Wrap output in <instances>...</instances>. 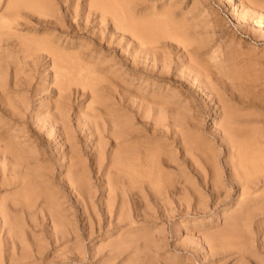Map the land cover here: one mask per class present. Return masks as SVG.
<instances>
[{
	"label": "bare ground",
	"instance_id": "bare-ground-1",
	"mask_svg": "<svg viewBox=\"0 0 264 264\" xmlns=\"http://www.w3.org/2000/svg\"><path fill=\"white\" fill-rule=\"evenodd\" d=\"M59 2L62 4H66V0H60ZM86 3L87 13H85L84 16L87 18L89 16V13L96 14V16L93 17L97 18L96 20H98L100 27L104 26V24H106L107 22L111 26L110 34H117L115 38H119L118 40H111V37L113 35H110V38H108L110 39L109 41L107 40V38H105L108 44L111 42L119 44L120 49L124 50V52L129 55L133 63H141V66H143V68L144 66H147L145 67V69H147L150 65L151 70L147 71L155 70V73L152 74V72L151 74L157 79L164 78L166 76L168 77V75L165 76V74L172 70H169L170 66L168 60L170 59L168 58V60H166L165 58L161 57L162 52H158L160 51L159 47L155 46L157 45V42H159L161 39L171 38L172 40L174 39L177 42L179 41L180 43H182L184 50L186 51H183V54L185 53L187 56V62H184L189 63L188 66L187 64L185 65L183 63L186 68L185 70L189 71H187V74H185L186 72L184 71L185 75H183V78L191 84H193V81H195L194 79H196L198 80V83L201 84V87L205 86L204 89H207V91L204 92L207 93L205 95V98H207L208 94H210L213 97L210 99H213L215 103L211 104V108L208 112L207 118H212L213 114L217 117L212 122L210 121V129L206 131V133H204V131L197 125L195 129L197 130L196 132L198 135L194 136V138L189 136L187 137L182 134L181 139H178L177 142L173 141L174 143H178L179 146H177L176 150L172 152L171 148H167L163 146V143L158 142L159 135H161L163 139V137H166V134H159L157 132L159 130H163L161 128L166 125V127H168L170 131L173 132V135L177 136L178 134H180V131L177 135L175 134V132L180 129V123L182 122L183 118L173 116L172 120L170 122H167L166 124H162V119L160 120V118H158L157 116L156 118L151 117L150 121L146 119V121L144 119L147 118V114L149 111L145 108L148 107H145L144 109L142 108L143 110H141L140 114L137 112L139 116H137V113L135 112H133V115H131V113L127 115V113H129L128 108H126L127 112L125 113L119 112V109L122 110L123 105L121 106L120 104H117L119 106V109H116L113 108L116 104H106V100H103L102 102V98H105V96L108 97L110 92L109 86L107 85L108 83H106L105 79L103 77H100L99 75L102 69H99L100 71L97 70L95 64L93 65L88 59L85 60L82 54L71 50L68 51L69 49L67 48V46H61L59 43H55L57 38H59L58 36L60 35H58L57 37H52L48 33H43L42 35L31 33V35L29 36H25V34L24 37L19 38V40L21 39V41H19L18 45H23V47L27 49L26 51H28V47L34 48L33 50L41 49L42 51H45L49 56L48 58H50L49 60L51 63V67L53 68V73L51 72V83L56 87L55 97H52L53 100L51 101V106H45L40 109L34 110L32 108H29L30 101H28L27 98H18L15 96L14 100L13 98H9V95L12 92L9 86H13L18 83L20 71L16 65L13 67V69H11V82L7 86V84H5L6 75L4 74L2 67L4 66L3 64H7V59H9L10 61V58H13V56L10 57L11 53L13 52L11 51V53H9L10 50L4 47L2 34H6L7 36V32L12 31L15 33V30H17L18 26H20L21 28H28L30 26V23H28V20L25 21V17H27L28 19V17L30 16V12L41 13L44 15L47 14L48 16L52 15L51 18L53 19L50 20V22L59 24L60 27H70L71 25L75 26V24L71 21L72 18L77 15V13L75 12V9L74 11L73 9H70V4L67 3V5L64 6L66 7V13L59 16V14H56V12H58L56 11L58 7L57 3H55L54 0H3V11L0 12V190L3 188L2 192L4 195H0V262L4 260L5 264L6 261L7 264H18L19 262H21L18 259L22 260L23 258L27 257V253L22 251L24 248H29L36 243H42L43 241L35 237L36 234L34 233V230L37 226H41V228L43 229L44 235H42V238L44 241L46 239L47 242L49 241V243L59 242V246L60 244L61 246H63L62 244L63 241L66 240L65 238L71 236V240H73L75 243H79V248L83 245L84 238L88 239V237H90V239H93V237H95L94 233L99 235L103 234L104 236L113 229L118 231L121 228L119 224L124 221L125 225L129 226L128 229L126 228L127 231L125 230L127 236H125L124 239L121 238V240L119 239L116 241H111L110 239L109 242L108 239L105 238L107 240L105 241V247L110 246V248H108L114 250L113 252H115V258L119 255L120 252L124 251V249H127L128 247H130L132 252L134 253L136 250L143 249L146 244H149L148 232L150 234V231L147 232L148 229L146 230L144 228L145 225L143 223L145 222V218L148 216V209H150L149 202L152 201V199L155 200V202H157L158 204H163V206H165L164 208H166V204L167 206L168 204H172L171 202H173L175 199L179 201L185 199L187 200V206H189L188 201L193 199L196 203H194V206L198 209L195 215L199 216L196 220L193 221V225L196 226V224H206L208 222H211L212 220L214 221L217 218H230H228L229 222H223L225 224L222 223L223 225L219 227L220 229L217 230V234L215 232L214 235L208 234V236H203V239L205 241L206 237L210 240V242L208 240L207 244L211 249L210 251H228L231 249L236 250L235 253L237 252L239 254V264H248L250 259L249 257L248 260L246 259L247 256H245V253L249 254L248 251L250 249H248V247L253 246V237H250V234L248 233L249 224L252 216L264 212V190L262 187H260V185L264 186V137L261 135L264 133L261 132L262 130L258 131L259 128L256 130L253 127L251 129H247V127L246 129L239 127V123L236 119L237 115L234 111L235 108L233 109V107H231L228 103H224L226 100H229L228 97V99L225 97L226 95L224 93V87L222 88V86H216L214 82H209V76L211 77L215 73H211V70H209L210 68L208 67V69L206 67L207 65L204 66L201 64V62L199 63L200 59L198 58L197 54L199 45H195L193 38L188 32V27L190 25L187 23V21H184L183 19L177 20L172 18L170 15H168V8L165 9L166 7H163L156 12H153L152 10L148 12L150 8L146 9L145 11H139L136 9V5H134L136 3L133 4L132 0H86ZM249 3H251V0H233L231 3L232 16L234 17V20H238L240 18L244 21L247 20L248 22L249 20H251V23L253 22L257 27H259L261 35L264 36V13L260 14L256 11L259 14H257L256 12H254L256 14H252L251 10L249 11L251 13H249L247 10V5ZM249 5H252V3ZM24 8L26 9V13L24 12L25 19H23V16L21 15L23 13H21V11L24 10ZM66 16L70 17V23L66 21V19H68L66 18ZM21 19L23 21H21ZM77 22H75L76 26H78ZM60 34H67V30L65 29L64 31L61 29ZM99 39H102V37H99ZM121 40L123 41L122 43H120ZM161 42L163 41H160V43ZM170 45H172V43ZM188 45H191L190 49H188ZM178 47H176V49ZM167 48L170 49L169 46ZM160 49L162 51L164 48L162 49V47H160ZM21 52H24L23 49ZM17 53L18 55H20L19 51ZM149 60H151L150 64L148 63ZM1 63H3L2 66ZM171 63L172 62L170 60V64ZM182 68L184 67H181V69ZM129 69H131V66L129 67ZM143 71L144 69L139 68L140 73H145ZM179 71L183 72V69H179ZM69 73L70 75L75 73L76 79L77 75L81 77L80 83H78L81 86V94H86L90 98L89 101H87L97 105H95L94 107L90 104L89 111L78 109V111L76 112L77 122L75 124V127H78L79 130L82 131H84V129L90 130L89 133L84 134L83 137L85 138V142L87 141L86 146H89V151L87 150L86 153H84L83 148L81 147V145H79L76 138L75 141H73L75 137L73 136V134H75V127H72L68 122L69 102L67 100V93L69 91L66 89L67 85H65L64 78L67 77ZM179 75H181V72ZM69 77L73 78V76ZM140 77L138 78L140 79ZM217 78H215V81H218ZM66 84L69 83L66 82ZM117 85L119 86V83ZM38 92L39 91L37 90L36 93ZM125 92L126 90H124L123 93L128 100L130 98L129 96H131L132 94L131 92L129 93L128 90L127 92L129 94ZM186 92L190 93V89L186 88ZM139 100H141V102L139 103L140 107L141 105H145L142 104V101H144L142 98ZM150 100H154L155 102L159 101L149 98V101ZM160 101L162 102V99H160ZM165 101L169 102L170 106H173L171 103L172 100L169 101L167 98L165 99ZM243 101L245 100L243 99ZM216 103H220V105H217ZM45 105L48 104H46L45 102ZM134 114L136 116H134ZM3 115H5V117H8L9 120H12V126H14L13 124L16 123L21 127L25 123L22 124V121H20V119L25 116L27 117V115H30L29 117L37 119L38 122L41 121L38 123L34 120L33 122L36 123V127L38 128V131H40V134L49 136L55 133L58 137L61 136L62 141L59 140L58 143L53 142L54 144L50 143L52 140L46 139L48 141V145L51 148L50 152H53L54 154L53 157L57 169L61 170V168H64L63 173L58 170L59 173L57 179L53 178L52 176V165L47 164L46 162L50 160V152H48L47 148L42 145L43 142L41 141V138H34L33 143H35L37 148L26 149L21 147V145L24 146L23 143L26 140L33 138L30 137V135L26 136L24 134H28L30 131L34 130H29V124H26L24 126L25 129L24 127L22 129L24 131H22L20 128L18 129L19 126L17 127V130L15 129V131L11 125V127L8 125L9 123H7L8 126L5 123H1ZM81 115L83 117H80ZM194 116L195 114L192 115V118ZM100 118H102L104 121L100 120ZM141 118H143V120H141ZM24 119L25 118H23V120ZM136 119L137 121L135 122L134 120ZM99 123L101 124L102 128L99 126ZM193 124H196V122ZM84 125L86 127H84ZM104 131L106 134L103 133ZM203 133L212 134V137L215 139V141H217L219 147L222 146V144L225 145V148L227 149V156L223 164L224 166L226 165V171L222 170V166L220 164H218L220 166H217L215 164V156L213 154L207 157L208 150L211 151L212 148L204 140L206 137L204 136V138L203 136H201V134ZM233 134L247 135L234 136ZM19 136L23 139L20 140ZM104 137L107 139H104ZM243 137L245 138L243 139ZM85 142L83 141L84 144ZM107 142H109V144H106ZM198 143H200L199 145H201V147L198 146ZM198 148H201L199 149L201 150V152L205 151V155L202 160L199 157H195L193 155L194 153L192 151ZM177 151H180L182 153L181 155L184 157L183 159H185V157L187 158V155L191 158L192 156L195 157L194 160L191 161L190 166L188 167L187 165V170L179 167V163H176L174 166L170 164V162H175V159H177V156L172 155ZM201 152L199 153V155L201 154ZM83 154L86 155L83 156ZM206 160H208V163L210 162L211 165L209 164V167H207L206 165H203L201 167V164H203V162L207 163ZM194 165H198L199 167H196ZM185 166L186 165L184 164V167ZM223 171L225 172L224 175ZM193 172L199 174V177L196 176V178L206 191L204 196L201 195L202 192L196 191L197 188H195L193 186V183L191 182V180L193 179L192 176H194L195 174ZM65 186L67 187L69 191L68 193L70 195L66 193ZM233 187L238 188V194L236 195L235 199L231 201V205H229L227 208L221 207L217 210L214 209L215 211L212 214H208L209 210H211L212 207L211 205H209L210 209H208L207 201L210 199V204H212L213 202V206L217 205L216 203H218L219 200L224 202L226 200H224V198H227L229 196V190H231ZM259 187L260 189H262L258 190ZM221 188L223 190H220ZM71 194H73L72 199L70 198ZM102 195L105 196V199ZM95 196L99 198L96 203H94ZM179 201H177V203ZM227 201L229 202L230 200ZM132 202L133 204L135 202L137 203V205L135 206L137 209L136 215L135 212L133 213L134 215H132L131 213L132 210L134 211ZM90 205H94V208H92V206V209H90ZM158 207L160 208V210L162 209L161 205H158ZM171 208L173 207L171 206ZM163 210H161V212ZM136 216H141V226H139L137 229V231H139L138 235L136 233H132L131 230V224H133L134 222L133 218ZM46 218L51 222V224L48 228L44 229L42 221ZM175 225L176 223H174L173 228H175ZM120 234H122V232H120ZM117 236L115 237L118 238ZM149 241L151 242V240ZM98 244H100V242ZM261 244L264 247V235L261 239ZM71 245L73 244L71 243ZM38 249L37 252L39 251ZM18 251H21L20 254ZM252 251H255V249H253ZM17 252L18 254L16 255L18 256L14 257V254ZM29 254L31 253L29 252ZM80 254L81 252H79L77 256L75 255L76 257L71 256L72 261H78V259H80ZM236 257L237 256H235L234 258ZM263 259L264 258L259 260L260 264H264ZM46 260V256L39 259L40 262H44ZM238 260L236 262H238ZM118 261L120 264H122L123 260H117V262ZM259 261L257 263H259ZM129 262H131V260H128V263ZM219 263L221 264L220 260Z\"/></svg>",
	"mask_w": 264,
	"mask_h": 264
},
{
	"label": "rangeland",
	"instance_id": "rangeland-1",
	"mask_svg": "<svg viewBox=\"0 0 264 264\" xmlns=\"http://www.w3.org/2000/svg\"><path fill=\"white\" fill-rule=\"evenodd\" d=\"M59 1L60 0H54V2L57 3V7H58V9H56V11H58V12H56V14H59V16L65 14L66 13V7H64V6L67 5V3L70 4L69 5L70 9H73V11L75 9V12L77 13V15L74 18H72V21L70 20V17L66 16V18H68V19H66V21H68V23H70V21H71L72 23L75 24V26L71 25L70 27L69 26L68 27H66V26L60 27L59 24H55V23L50 22V20L53 19V18H51L52 15L48 16L47 14L44 15L41 13H31L30 12V16L28 17V19H27V17H25L26 18L25 21L28 20V23H30V26L28 28H26V27L21 28L20 26H18L19 29L17 28V30H15L16 34L12 31L11 32L14 34H12L11 32H7L8 33L7 36H6V34L5 35L2 34V38L4 40V42H3L4 47L6 49L10 50L9 53H11V51L13 52L10 55V57L13 56V58L11 57L10 61H9V59H7V61H8L7 64L1 63V66H2V64L4 66L6 65L5 67L4 66L2 67V70H3L4 74L6 75L5 84H7V86L10 84V82H11L10 72H11V69H13V67L15 65L18 67V69L20 71L18 83H16L13 86H9L10 90L12 91L11 94L9 95L10 96L9 98H13V100H14V96L18 97V98H20V97L21 98H27V100L30 101L29 108H32L34 110L40 109V108L45 107V106H51V104H52L51 101L55 97L56 87L54 85H52V83H51V76L53 73V68L51 67V63L49 60L50 58H48L49 56L46 54L45 51H42L41 49L33 50L34 48L28 47V51H26L27 49H25L23 47V45L22 46L18 45L19 41H21V39L19 40V38L24 37L25 34H26L25 36H29V35H31V33L32 34L35 33L37 35H39V34L42 35L43 33H48L52 37L53 36L57 37L58 35H60V36H58L59 38H57L55 43H59L61 46H67V48L69 49L68 51L71 50V51H75L77 53L82 54V56H83V58H85V60L88 59L91 61V63L93 65L95 64V67L97 68V70L102 69V71L99 70L100 71L99 75H100V77H103L105 79L106 83H108L107 85L109 86V91H110V92L108 91L109 92L108 97L105 96V98H102V102H103V100H106V104H109V103L116 104L113 107L116 109H119L118 108L119 106L117 104H120L121 106L123 105L122 110L119 109V112L125 113V112H127L126 108H128L129 113H127V115H129L130 113H131V115H133V112H135V113L138 112L140 114L141 110H143L145 107H148V108H145L149 112L147 114V118H145L144 120L147 119L150 121L151 117L156 118V116H157L158 118H160V120L162 119L161 120L162 124H166L167 122H170L172 120L173 116L183 118L182 122L180 123V129L175 132V134L177 135L180 131V134L177 135L178 138H177V136L173 135V132L170 131V129L168 127H166V125H164V127L161 128L163 130H159L157 132L159 134H162V133L166 134V137L165 138L163 137V139H162V136L159 135V141L158 142L163 143L164 144L163 146H165L167 148H171L172 152L176 150L177 146H179L178 143H174L173 141L177 142L178 139H181L182 134H184V136H187V137L189 136V137L194 138V136L198 135L196 132L197 130L195 129L197 127V125L204 131V133H206V131H208L210 129L211 122L217 116H215L213 114L212 118H207V115H208V112L210 111L211 104H215V103H214L213 99H210V98H213L212 95L208 94L207 98H205V95L207 93H204V92H206L207 89H204L205 86L201 87L200 86L201 84L198 83V80L194 79L195 81H193L194 82L193 84L187 82L186 79L184 80L183 75L187 74V71H188V70H185L186 68H185L184 64L185 65L187 64V66H188L189 63H185V62H187V56L185 53L183 54V51L184 52H186V51L184 50L182 43H180L179 41L177 42L174 39L172 40L171 38L161 39L160 41H163L161 43H160V41L157 42V45H155V46L159 47V50H160V51H158L159 53L162 52L161 57L165 58L166 60H168V58H169L172 62L170 64V60H168L170 69L169 68H167V69L173 70V71L171 70L170 72L165 74V76L168 75V77L166 76L164 78H160L161 80L157 79L152 75L155 73V70L152 69L153 71H147V70H151L150 65H149L151 63V60H149L150 62L148 61L149 66L147 69H145V67H147V66H144V68H143V66H141V63H136V62L133 63L131 61V58L129 57V55H127L126 52H124V50L120 49L119 44H115L114 42H111L108 44V42L106 41L105 38H107V40L109 41L110 39H108V38H110V35L111 36L113 35L111 37V40H113V39L118 40L119 38L118 39L115 38L117 36V34H110L111 33L110 32L111 26L109 23L106 22V24H104V26H102L104 29L102 27H100L98 20H96L97 18H94L96 16V14H90L89 13V16L87 17L88 19L84 16L85 13H87V11H86V9H87L86 0L85 1L84 0H66V2H65L66 4L63 3L64 5L62 3H60ZM132 1H133V4L136 3L134 5H136V9L139 11H143V10L145 11L146 9L150 8L148 10V12L151 10L153 12H156L157 10H160L161 8L166 7L165 9L168 8L167 9L168 15H170L172 18L177 19V20L183 19L184 21H187V23L190 25L188 27V29H189L188 32H189L190 36L193 38L195 45L200 46V47L198 46L199 49L197 51L198 52L197 53L198 58L200 59L199 63L201 62V64L204 66L207 65L206 67L210 68V69L209 68L208 69L211 70V73L212 72L215 73L214 75L212 74L213 76H211V77L209 76V79H208V80H210L209 82H211V83L214 82L216 84V86L219 85L220 87L222 86V88L224 87L223 89H225V91H224V93L226 95L225 97L229 98V100L228 101L226 100L224 103L225 104L228 103L231 107H233V109L235 108L234 111H235V114L237 115L236 119L239 123V127L244 128V129H246V127H247V129L248 128L251 129L253 127L256 130L259 128L258 131L262 130L261 132L264 133V36L261 35L259 27H257L253 22L251 23V20H249V22L247 20L244 21L241 18L238 19L241 22H239L236 19H235L236 21L234 20V17L232 16V13H231V8H232L231 3L233 0L232 1L231 0H222V1H220V0L219 1L218 0H192V2H191V0H169V1L168 0H142V1L141 0H132ZM137 3H138V5H137ZM192 3H194V4H192ZM251 3H252V5H254V4H256V5H254V6L249 5ZM251 3H249L247 5L248 12L251 10L252 14L256 11L259 12L260 14L264 13L263 12L264 11V8H263L264 0H251ZM3 6H4L3 0H1L0 1V12L3 11L2 10ZM148 6H150V7H148ZM152 7H153V9H152ZM25 10L26 9L24 8V10L21 11V13L23 12L21 14L23 16V19H25L24 18ZM251 12H249V13H251ZM256 13H254V14H256ZM259 13H257V14H259ZM39 14H40V16H39ZM37 16H38V18H37ZM83 17H85V18H83ZM217 19H218V21H217ZM242 20H243V22H242ZM21 21H23V20L21 19ZM75 22H77L78 26H76ZM212 22H214V23H212ZM249 24L252 26H250ZM99 27H100V29H99ZM13 29H15V28H13ZM61 29L64 31L66 29L67 34H60ZM8 31H10V30H8ZM100 35H102V36H100ZM103 36H104V38H103ZM99 37L100 38L102 37V39H99ZM168 40H169V44H168ZM171 41H173V42H171ZM122 42L123 41L121 40L120 43H122ZM170 42L174 46L170 45L171 44ZM120 45H122V44H120ZM178 45H179V47H178ZM168 46L170 47V49L167 48ZM175 46L178 48L176 49ZM128 47H129V45H128ZM160 47H162V49L163 48L164 49L161 51ZM173 47H174L175 51H174ZM188 47H189L188 49H190L191 45L190 46L188 45ZM171 48H172L173 52L171 51ZM22 49L24 52H21ZM18 51H19L20 55H18V53H17ZM36 51H37V53H36ZM165 51H167V52H165ZM7 52H8V50H7ZM176 52H178V53H176ZM29 53H31V54H29ZM16 58H17V60H16ZM149 58H151V57H149ZM147 60H146V62H147ZM252 61H254V62H252ZM16 63H18V64H16ZM110 66H112V67H110ZM128 66L129 67L131 66V69H129ZM133 66H135V67H133ZM173 66H176V67H173ZM237 66H238V68H237ZM178 67L180 70L183 69V72L179 71ZM181 67H184V68L181 69ZM139 68L144 69L143 72H145V73H140ZM246 69H247V71H246ZM175 72H176V74H175ZM177 72H178V74H177ZM180 72H181V75H179ZM253 72H255V73H253ZM245 74H246V76H245ZM253 74H256V75H253ZM69 76H73L74 80L72 77L70 78ZM78 76L79 75H77V79H76L75 73H73L71 75L69 73L68 76L64 78L65 85H67L66 89L69 91L67 93L68 94L67 100L69 102V104H68V108H69L68 109L69 110L68 111V114H69L68 122L72 127L76 126L75 125L77 122L76 112L78 111V109L89 111L90 104H91V106H94V107L96 105V104H92L91 102H88L90 98L86 94H84V95L81 94V90H80L81 86H80V84H78V83H80L81 77L80 76L78 77ZM108 76H109V78H108ZM174 76H175V78H174ZM216 76L217 77L220 76V77L217 78ZM138 77H140V79ZM215 78H217L218 81H215ZM240 78H241V80H240ZM75 79H76V81H75ZM68 80H69V82H68ZM177 80L178 81L180 80V81L178 82ZM70 81H72V82H70ZM74 81H75V83H74ZM66 82L69 84H66ZM71 83H72V85H71ZM118 83H119V86L117 85ZM195 83H196V86H195ZM36 84H38V85H36ZM68 85H69V88H68ZM225 85H226V87H225ZM33 86H35V87H33ZM236 86H237V88H236ZM227 87H228V89H227ZM186 88L190 89V93L186 92ZM37 90L39 91L38 92L39 94L36 93ZM124 90H126L125 93H127V94H129L131 92V94L134 97L131 95V96H129L130 98L127 100L125 94L123 93ZM127 90L129 93L127 92ZM243 90H245V91H243ZM256 91H257V93H256ZM245 92H246V94H245ZM34 93H36V94H34ZM135 96H136V98H135ZM46 97H47V99H46ZM141 98L144 100V101H142V104H145V105H141V107H140L139 103L141 102V100H139V99H141ZM147 98H148V100H147ZM149 98L156 99L159 101H157V102H155L154 100L149 101ZM167 98L169 101L172 100L171 103L173 106H170V103L165 101V99H167ZM160 99H162V102L160 101ZM243 99L245 101H243ZM45 102L48 105H45ZM87 103H88V105H87ZM40 104H42V105H40ZM166 104H168L169 106ZM175 104H176V106H175ZM217 105H220V103H218ZM217 105H215V106H217ZM187 112H189V113H187ZM138 113L136 114L137 116H139ZM191 113H192V115L195 114V116L193 118H192ZM136 115L134 114V116H136ZM29 116L30 115H27V117L26 116L23 117V118H25L24 120L27 123L23 120V118L20 119V121H22L21 122L22 124L25 123L24 125H22L20 123L22 125V127L19 126V124L17 125L16 123L13 124L14 126L16 125L15 127L12 126V123H13L12 120H9L8 117H5V115H3V117H2L3 122L1 121V123H5L6 125H7V123H9L8 125L9 126L11 125L12 128H14V130L15 129L17 130L18 126H19L18 129L20 128L22 130L26 124L27 125L29 124L28 125L29 130L31 129L34 131H30L28 134H24V135H26V136L30 135V137H33V138H30L32 141L30 139L26 140L23 143L24 146L21 145V147L26 148V149L27 148H29V149L30 148H37V146L35 145V143H33V141H34L35 137H40L41 141L43 142L42 145H44L47 148L48 152H50L51 148L48 145L47 140H49V139L52 140L50 142L52 144H54L53 142L58 143L59 140H61V136L58 137L55 133H53L52 135H49V136H47V135L45 136V134L44 135L40 134V131H38V128L36 127V123H33L34 120H35V122L36 121L38 122V120L34 119L32 117H29ZM80 117H83V116L81 115ZM28 118H32V119H28ZM100 120H103V119L100 118ZM141 120H143V118H141ZM134 121L136 122L137 119ZM39 122H41V121H39ZM195 122H196V124H193ZM100 123H99V126L102 128ZM40 125H41V123H40ZM84 127H86V126L84 125ZM24 129H25V127H24ZM187 129H189V130H187ZM22 131H24V130H22ZM84 131L79 130L78 127H75V132H74L75 134H73V136H75V137H74L73 141H75V138H76V140H78L79 145H81V147L83 148L84 153H86L87 150L89 151V149H88L89 146L88 145H87L88 147L86 146L87 141L85 142V138H83V137H84V134H88L90 130L84 129ZM34 132H35V134H34ZM185 132H186V134H185ZM103 133H105V131ZM204 133L201 134V136L206 137V138L204 137L205 138L204 140L212 148L211 151L208 150V152H207V150H206L207 155H208V156L207 155L206 156L209 157V155L213 154L215 156V164L217 166L221 165L222 170L226 171V165L224 166V164H223L224 160L226 159V156H227V149L225 148V145L222 144V146L219 147L217 144V141H215V139L212 137V134H204ZM233 135L234 136H241V135L244 136L247 134H233ZM257 135H260V134H257ZM261 135L264 137V134H261ZM105 137H106V135H105ZM105 137H104V139H107ZM19 138H20V136H19ZM160 138H161V140H160ZM244 138L245 137H243V139ZM21 139H23V138L21 137L20 140ZM83 141L85 142V144L83 143ZM109 142H107L106 144H109ZM199 144L200 143H198V146L201 147V145H199ZM27 145H29V146H27ZM84 146H86V147H84ZM199 149H201V148L195 149L192 152L194 153L193 155L195 157H199L202 160V158L205 155V151H203L204 152L203 153ZM198 150H199V152H198ZM200 152H201V154L199 155ZM208 153H210V154H208ZM181 154L182 153L180 151H177L176 153L172 154L174 156H177V159H175V162L174 161L170 162V164H172L174 166L176 163H179L180 164L179 167H182V168L187 170L188 167L190 166L191 161H193L195 157L192 156V158H191L190 156L187 155V158L185 157V159H183L184 157ZM53 155H54L53 152H50V155H49L50 160H48L46 162H47V164L52 165V168H51L52 176H53V178L57 179L58 173H59L58 170H60V169H57ZM84 155H86V154H83V156ZM206 161H207V163L203 162V164H201V167L203 165H206L207 167H209L211 165L210 162L208 163V160H206ZM184 164L186 165L185 167H184ZM218 164H220V165H218ZM187 165H188V167H187ZM192 165H193V163H192ZM194 166L199 167L198 165H194ZM60 171L63 173L64 168H61ZM193 173H195V174H194V176H192L193 179L191 180V182L193 183V186L195 188H197L196 191L202 192L201 195L204 196L206 191L204 190V188L201 186L200 182H198V180L196 178V176L199 177V174H197L196 172H193ZM224 174H225V172L223 173V175ZM260 187H262L264 190L263 185H260ZM260 187L258 188V190L260 189ZM2 189L0 190V195H4L2 192L3 191ZM237 189H238L237 187H233L231 190H229V196L227 198H224V200L226 199L225 200L226 202L219 200L220 203L218 201V203H216L217 205H215V206H213L214 205L213 202H212L213 205L210 204L211 200L209 199L207 201L208 209H210L209 205H211L212 209L209 210L208 214H212L215 211L214 209L217 210V209H220L221 207L227 208L229 205H231V201L234 200L236 195L238 194ZM220 190H223V189L221 188ZM65 191H66V193L69 192L66 186H65ZM5 195H7V194H5ZM96 196L94 198V200H95L94 203H96L97 200H99V198ZM103 197L105 199V196H103ZM70 198L71 199L73 198V194H71ZM106 200H107V198H106ZM227 200H230V201L228 202ZM174 201L171 202L172 204H168V206L166 204L167 209L164 208L165 206H163V204H161V203L158 204L153 199H152V201L149 202V204H150L149 205L150 209H148L149 213H148V216L145 218V222L143 224L145 225L144 228L146 230L148 229L147 232L150 231V234L148 232V235H149V240H151V242L148 240L149 244H146L147 247L145 246L143 249L136 250L134 253L132 252L131 248L128 247L127 249H124V251L120 252L119 255L116 256V258H118V259H116L114 257V255H115L114 254L115 252H113L114 250L109 249L110 246L105 247V244H106L105 241H107L106 239H108V242H109L110 239H111V241H116L119 239L121 240V238L124 239L125 236H127L126 231H127L129 226H126L124 221L119 224V226H121V228L122 227L123 228L122 229L120 228L118 231L113 229L110 232H108V234H105L104 236H103V234L99 235V234L94 233L95 237H93V239H90V237H88V239L84 238L83 239V245L79 248H78L79 243L78 242L75 243L73 240H71L70 239L71 236L65 238L66 240L63 241V244H62L63 246H61V244L59 246V242H56L57 243L56 244V243H49V241L47 242L46 239L44 241L42 238L43 237L42 235H44L43 229L41 228V226H39V227L37 226V227H35V230H34V233L36 234L35 237L38 238L39 240L43 241L42 242L43 244L40 242V244L36 243V244H33L29 248H24L23 250L21 249L23 252L27 253L26 256L28 258L27 257H25L26 259L23 258L22 260L24 262L21 259H18L21 261L19 263L20 264H23V263L28 264L30 262L31 264H86V263L87 264H120L119 261L117 262V260H121V261L123 260L122 264H153L154 262H155L154 264H217V263L220 264L219 263V260H220L221 264H235V263L239 264V262H240V260H238L239 254L237 252L235 253L236 250L231 249L228 251H212L211 252L209 245H207L209 238L206 237V241L203 239V236H205V235L206 236H208V234L214 235L215 232L217 234V230L220 229L219 227L222 226L223 224H225L223 222H226V223L229 222V220H228L229 217H226V219L224 218L225 220L223 218H217L214 221L212 220L211 222H208L209 224L208 223L201 224V225L196 224V226H195V225H193V221L199 217L198 215H195L196 212L198 211V209L194 206L195 200L191 199L190 201H188L189 206H187V200H185V199H182V201L175 199ZM177 201L180 202V203L178 202L179 204H181V203L182 204L179 205L177 203ZM157 204L162 206L161 210L164 209L162 212H161V210ZM136 205H137L136 202L134 204L132 202V207L134 209V211L132 210L133 212L131 211L132 215H134L133 214L134 212L136 215V210H137L135 207ZM92 206L90 205V209L94 208V205H92ZM171 206L173 208H171ZM157 207H158V209H157ZM133 219H134V222H133V224H131V226H132L131 230H132V233H136L138 235L139 231H137V229L139 226H141V224H140L141 216H136ZM263 221H264V212L257 214L255 216H252V218H251L248 233L250 234V237H253V239H252L253 246L252 247L249 246L250 248L248 247V249L251 250V251L250 250L248 251L249 254L245 253V256H247L246 259L248 260V257L250 259L248 264H255V263L260 264L259 260L264 258V247L261 244V239L264 235V232H263L264 222ZM49 222L50 221L47 220V218L42 221V225H43L44 229L48 228L50 226L51 222L50 223ZM174 223H176L175 228H173ZM216 226H218V227H216ZM120 232H122V234H120ZM124 233H125V235H124ZM38 235H39V237H38ZM123 235H124V237H123ZM151 235H153V236H151ZM107 236H110L111 238L107 237ZM113 236L114 237L117 236L118 238L115 237V239H114ZM153 237L155 240L153 239ZM112 238H113V240H112ZM67 239H68V241H67ZM99 242L101 245L98 244ZM209 242H210V240H209ZM71 243L73 245H71ZM91 245H92V247H91ZM97 247H98V249H97ZM18 249H16V250H18ZM37 249L39 250L38 252H37ZM253 249H255V251H252ZM93 250H95V251H93ZM72 251H74V252H72ZM18 252L14 254V257L18 256V255H16V254H18ZM20 252H19V254H20ZM29 252L31 254H29ZM79 252H81L80 259H78V261H72V257H76ZM251 252H253V253L255 252V253L253 254ZM147 253H149V254H147ZM28 254H29V256H28ZM208 254H209V256H208ZM246 254H248V255H246ZM45 256H46L47 260L44 262H40L39 259L41 257H45ZM226 256L229 258H227ZM235 256H237V257L234 258ZM51 258H53V259H51ZM234 259L235 260L237 259L238 262H236L237 260L235 261ZM254 259H256V260H254ZM110 260H111V262H110ZM128 260H131V262L128 263ZM133 260L135 261V263ZM64 261H66V262H64ZM112 261H114V262H112ZM126 261H127V263H126ZM258 261H259V263H257ZM62 262H64V263H62ZM0 264H5V261L4 260L1 261ZM6 264H7V261H6Z\"/></svg>",
	"mask_w": 264,
	"mask_h": 264
}]
</instances>
